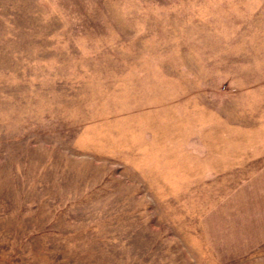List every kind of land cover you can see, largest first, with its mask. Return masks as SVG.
Segmentation results:
<instances>
[{
	"label": "rangeland",
	"instance_id": "obj_1",
	"mask_svg": "<svg viewBox=\"0 0 264 264\" xmlns=\"http://www.w3.org/2000/svg\"><path fill=\"white\" fill-rule=\"evenodd\" d=\"M0 264H264V0H0Z\"/></svg>",
	"mask_w": 264,
	"mask_h": 264
}]
</instances>
